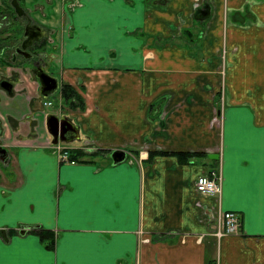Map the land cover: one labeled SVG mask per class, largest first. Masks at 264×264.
<instances>
[{
    "label": "crops",
    "instance_id": "crops-1",
    "mask_svg": "<svg viewBox=\"0 0 264 264\" xmlns=\"http://www.w3.org/2000/svg\"><path fill=\"white\" fill-rule=\"evenodd\" d=\"M20 5L59 87L45 98L25 70L0 88V264H264V0ZM63 83L84 110L62 104ZM51 114L74 135L55 143ZM211 169L222 193L198 195ZM220 210L241 234L214 235Z\"/></svg>",
    "mask_w": 264,
    "mask_h": 264
},
{
    "label": "flooded vegetation",
    "instance_id": "flooded-vegetation-1",
    "mask_svg": "<svg viewBox=\"0 0 264 264\" xmlns=\"http://www.w3.org/2000/svg\"><path fill=\"white\" fill-rule=\"evenodd\" d=\"M9 5L10 7L7 11L1 12L0 30L8 28L14 23L15 32L13 36H16L17 39L8 35L5 36L4 39L2 38L3 42L0 43V88L9 94H14L15 87L22 80V72L28 70L30 74L38 80L40 92L42 94V85L37 75L42 74V71L49 73L47 71L48 63L44 59V44L41 40L38 41L36 39L38 36L36 34L37 32L34 30L36 27L33 26L34 24L27 25L26 23L21 22L22 18H20L18 14L20 13L24 15V10L20 5V0H11L9 1ZM27 32L30 33L31 36L26 37ZM10 38L11 40H9ZM6 39L9 41L7 42ZM16 41L18 43H16ZM40 41L42 43H40ZM19 58L22 59L21 62L18 61ZM3 83L4 85L11 84V89L6 90L2 86ZM50 106L52 107V105ZM1 131L0 122V132ZM58 139H60V136ZM6 154L7 151H4L3 146L0 144V157H4Z\"/></svg>",
    "mask_w": 264,
    "mask_h": 264
},
{
    "label": "built area",
    "instance_id": "built-area-1",
    "mask_svg": "<svg viewBox=\"0 0 264 264\" xmlns=\"http://www.w3.org/2000/svg\"><path fill=\"white\" fill-rule=\"evenodd\" d=\"M46 105H52L51 101H47ZM62 150V149H61ZM62 157L69 158L65 152ZM196 193L198 195L219 196L222 193V174L217 169H211L200 175L196 182ZM242 233V222L239 213L234 211L220 210L218 222L214 235L221 238L225 235H236ZM209 264H220L218 260H214Z\"/></svg>",
    "mask_w": 264,
    "mask_h": 264
},
{
    "label": "water",
    "instance_id": "water-1",
    "mask_svg": "<svg viewBox=\"0 0 264 264\" xmlns=\"http://www.w3.org/2000/svg\"><path fill=\"white\" fill-rule=\"evenodd\" d=\"M29 25V24H28ZM32 25V24H31ZM35 27V31L37 32L38 41L41 40L46 33L44 32L43 28L38 25H33ZM31 36L30 33L27 32L26 37ZM28 48V47H27ZM41 85H42V95L45 98H48L52 93H54L59 87V80L52 76L51 74L42 71V74L37 75ZM6 90L11 89V84L9 85H2ZM47 128L50 134L55 138V143L59 141L58 137L63 138L64 135H68L71 137L74 135L73 132L76 131V128L72 124V122L67 117H60L55 114H51L47 118ZM6 151L5 148H3ZM111 157L114 163L122 162L126 159V152L123 150H115ZM210 158L218 159V154H211L209 155ZM1 159L3 157H0Z\"/></svg>",
    "mask_w": 264,
    "mask_h": 264
},
{
    "label": "trees",
    "instance_id": "trees-1",
    "mask_svg": "<svg viewBox=\"0 0 264 264\" xmlns=\"http://www.w3.org/2000/svg\"><path fill=\"white\" fill-rule=\"evenodd\" d=\"M43 49L45 46L43 45ZM62 104L72 110H84V99L82 95L69 83H63L61 89ZM72 152V153H71ZM70 152L71 159H82L86 153L82 150H73ZM41 236L43 240L48 241L49 248L54 249L56 240L52 237L48 231H42Z\"/></svg>",
    "mask_w": 264,
    "mask_h": 264
},
{
    "label": "rangeland",
    "instance_id": "rangeland-1",
    "mask_svg": "<svg viewBox=\"0 0 264 264\" xmlns=\"http://www.w3.org/2000/svg\"><path fill=\"white\" fill-rule=\"evenodd\" d=\"M9 1H11V0H0V16L2 15V11L4 12V11H7V9L10 7V5H9ZM21 1H23V0H21ZM23 5H25V2H23ZM11 8H13V7H11ZM225 58H226V51H224V53H223V59L225 60ZM54 97H57V93H56V95H53ZM50 111L52 110V109H49Z\"/></svg>",
    "mask_w": 264,
    "mask_h": 264
}]
</instances>
